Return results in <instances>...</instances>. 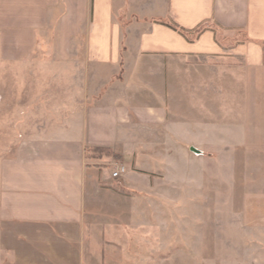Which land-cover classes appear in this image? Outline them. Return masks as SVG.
<instances>
[{
    "label": "crops",
    "instance_id": "crops-1",
    "mask_svg": "<svg viewBox=\"0 0 264 264\" xmlns=\"http://www.w3.org/2000/svg\"><path fill=\"white\" fill-rule=\"evenodd\" d=\"M157 2L145 14L134 0H0V62L27 67L2 77L21 80V105L42 86L22 109L36 130L0 159V264H101L89 243L96 205L127 198L104 169L133 158L121 183L131 195L161 186L165 172L172 193L194 190L175 181L176 160L208 145L232 159L244 225L264 232V0ZM167 23L209 27L190 39ZM38 62L43 70L28 69Z\"/></svg>",
    "mask_w": 264,
    "mask_h": 264
},
{
    "label": "rangeland",
    "instance_id": "rangeland-1",
    "mask_svg": "<svg viewBox=\"0 0 264 264\" xmlns=\"http://www.w3.org/2000/svg\"><path fill=\"white\" fill-rule=\"evenodd\" d=\"M134 2L144 6L145 14L160 5L157 0ZM129 7L130 18L124 19L126 22L136 17L132 14L135 10H131L135 7ZM43 54L38 50L34 52L32 59H41ZM41 64H28V69L43 70L44 66ZM26 68H14L0 62V159L11 155L22 135L36 130L32 126L31 117L24 115L22 111L31 104L29 102L34 96H40L42 86L37 85L34 94L29 100L24 98V104L21 105V80L2 77L3 72ZM243 86L248 89L250 85L244 80ZM183 147L189 150L191 146ZM207 147L209 149L205 147V153L201 156L190 152L192 157H179L176 160L175 166L182 170V174L177 175L175 181L194 184V190L185 189L182 185L177 187L173 195L168 189L172 179H169L167 172L159 176L162 179L161 186L151 184L155 189H140L134 195L126 191V187L122 189V177L127 171L119 179H113V188L123 198H127L125 200L114 196L107 200L106 205L97 203L98 219L93 224L94 238L89 240L93 248L92 257L101 264H264V232L250 230L243 223L242 210L237 203L236 192L233 191L232 159L220 158L214 147ZM193 148L201 147L194 145ZM104 155L107 156H101ZM110 156L115 159L116 164L122 163V158L114 152L111 151ZM168 160H165L164 166L165 163L169 166ZM242 162L237 160V172L245 165ZM132 163L133 158L130 161L124 160L126 170L132 169ZM185 168L188 169L187 172L183 171ZM115 170L109 166L102 175H111ZM197 188L203 189V195L190 202L189 194H200V191H196ZM136 205L140 206L141 213L132 215ZM201 216L206 234L200 239L197 238L199 233L195 231L200 229L196 225H199ZM106 223L111 226L118 224L123 227V231L113 232L109 236Z\"/></svg>",
    "mask_w": 264,
    "mask_h": 264
},
{
    "label": "trees",
    "instance_id": "trees-1",
    "mask_svg": "<svg viewBox=\"0 0 264 264\" xmlns=\"http://www.w3.org/2000/svg\"><path fill=\"white\" fill-rule=\"evenodd\" d=\"M168 27L173 29L174 31L178 32L180 35H182L185 38H192V37H197L199 36L200 33H202L203 31H205L209 26L204 24H201L199 27H197L193 32H190L188 30H185L179 26H177L176 24L173 23H167ZM192 35V36H190ZM92 154V158L97 157V156H101L103 154H107V156H110L111 151L109 149H101V148H87L86 149V155L87 158H90V155Z\"/></svg>",
    "mask_w": 264,
    "mask_h": 264
},
{
    "label": "built area",
    "instance_id": "built-area-1",
    "mask_svg": "<svg viewBox=\"0 0 264 264\" xmlns=\"http://www.w3.org/2000/svg\"><path fill=\"white\" fill-rule=\"evenodd\" d=\"M125 171V168H119L112 174V176L114 179H119L125 173Z\"/></svg>",
    "mask_w": 264,
    "mask_h": 264
}]
</instances>
